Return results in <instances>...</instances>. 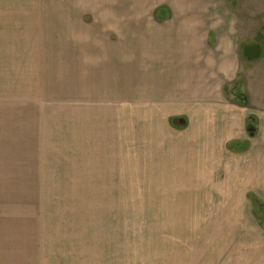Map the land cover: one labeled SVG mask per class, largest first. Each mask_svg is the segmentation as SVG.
Here are the masks:
<instances>
[{"label":"rangeland","instance_id":"rangeland-1","mask_svg":"<svg viewBox=\"0 0 264 264\" xmlns=\"http://www.w3.org/2000/svg\"><path fill=\"white\" fill-rule=\"evenodd\" d=\"M202 1L0 0V264L247 263L264 235V198H251L256 219L241 205L222 221L221 194L184 172L180 139L204 125L196 97L185 96L205 80L226 87L224 104L251 113L248 137H259L264 0ZM196 6L202 16L189 21H210L212 64L218 46L242 55L258 45L261 58L242 55L235 82L211 71L188 90L154 81L146 59L124 48V27L164 29Z\"/></svg>","mask_w":264,"mask_h":264},{"label":"crops","instance_id":"crops-1","mask_svg":"<svg viewBox=\"0 0 264 264\" xmlns=\"http://www.w3.org/2000/svg\"><path fill=\"white\" fill-rule=\"evenodd\" d=\"M199 1L196 0V4ZM201 10L202 7L199 6L195 9L186 8L183 15L179 13L177 16L180 20L173 21L164 29L153 28L150 23L144 25L139 20L134 21L131 33L124 27V31L130 34L123 42L124 48H131L137 52L139 58H145L147 71L154 74L153 80L163 81L165 85L171 83L175 88L181 89L180 82L184 81L182 90H188L191 80L197 77V86V82L203 80L199 75L209 71L219 74V80L223 78L228 82H235L243 69V53L241 55L240 49L236 50L231 46L225 49L223 46H216L214 58L217 64H212L206 58V55L210 54L205 50L208 44L204 39L206 29L204 23L210 21H198L194 25L189 21L194 13L202 16ZM213 14L214 12L209 10L206 15L213 18ZM210 35H212L211 31ZM153 49L155 52L152 54ZM142 50L144 53H141ZM162 61H165V68L162 66L164 63ZM159 69L163 70V74L158 73ZM225 88L223 87L224 90L220 92L215 90L214 80L211 82L205 80L200 81L198 89H191L186 94L185 97L191 100L196 97L194 111L197 114V108L202 107L204 112L200 122L204 125L201 124V127L195 129L193 126L189 137L183 136L180 139V159L184 163L183 170L187 176H197L205 180V183H212L214 191L221 194V201L215 207V216H226L224 219L220 218L222 221L234 219L235 216L238 218L241 212L239 207L243 205L251 209L252 218L256 219L255 216H258V212L255 211L256 203L251 201L250 195L264 198V120L260 121L259 137L249 138L247 126L252 125L249 121L251 113L239 105H234L233 108L224 104L227 94ZM215 117L217 122H214ZM202 129L203 131L209 129L201 139L202 143L199 140L192 142L193 138H200ZM192 132H194L193 137H191ZM195 132H197L196 137ZM238 140L251 144L250 149L241 152L228 148L230 143ZM205 149L210 155L207 159ZM202 151L203 157H201ZM260 224L258 222V225ZM256 241L259 246L252 250L251 255L248 253L246 264H264V235Z\"/></svg>","mask_w":264,"mask_h":264},{"label":"water","instance_id":"water-1","mask_svg":"<svg viewBox=\"0 0 264 264\" xmlns=\"http://www.w3.org/2000/svg\"><path fill=\"white\" fill-rule=\"evenodd\" d=\"M243 55L248 61H257L261 58L262 55L261 47L258 45L247 46L244 48ZM180 123L185 124L186 122L184 120H180ZM253 130L254 127L252 125H249L248 131L252 132L251 135H253Z\"/></svg>","mask_w":264,"mask_h":264},{"label":"trees","instance_id":"trees-1","mask_svg":"<svg viewBox=\"0 0 264 264\" xmlns=\"http://www.w3.org/2000/svg\"><path fill=\"white\" fill-rule=\"evenodd\" d=\"M158 15H161V14H163L165 11H166V8H164V7H161V8H159L158 10ZM162 17V16H161ZM158 20H160V21H162L163 20V17L160 19L159 17H158ZM244 59H246L245 57H244ZM236 87V86H235ZM238 90V89H237ZM236 95H239V93L237 92V94ZM243 95V98H244V101H243V103L245 102V95L244 94H242ZM237 97V96H236ZM246 103V102H245ZM237 144H239V143H236V144H233V143H231L230 145H229V148L230 149H238V148H236L237 147ZM239 150V149H238ZM250 197L251 198H253V199H255V197L251 194L250 195Z\"/></svg>","mask_w":264,"mask_h":264}]
</instances>
